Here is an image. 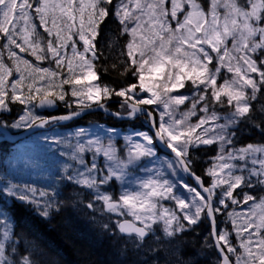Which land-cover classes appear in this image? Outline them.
<instances>
[{
	"label": "snow or ice",
	"instance_id": "snow-or-ice-1",
	"mask_svg": "<svg viewBox=\"0 0 264 264\" xmlns=\"http://www.w3.org/2000/svg\"><path fill=\"white\" fill-rule=\"evenodd\" d=\"M110 15L118 28L108 36L101 25ZM101 43L110 50L118 46L116 61L103 71L111 68L120 77H134L133 82L96 83ZM258 94L264 96V0H207L206 6L201 0H0V127H44L95 105L118 119L142 118L154 130L126 136L128 147L121 155L113 142L115 129L106 130V141L80 129L67 154L79 167L69 171L73 166L64 165L61 176L92 194L89 209L95 211L99 202L101 211L116 217L111 227L102 225L105 231L151 254L152 264H158L157 253L178 252L184 234L202 220L210 224L219 264H264V195L244 191L257 186L264 191V143L235 146L241 124L264 135V104L257 109L252 103ZM113 98L119 111L105 103ZM58 102L76 107L64 115L37 114V108H55ZM16 104L23 106L22 114L3 121L2 114ZM85 136L82 142L79 137ZM202 145L217 146L205 170L207 183L192 169L191 150ZM159 146L173 158L147 169L148 177L129 189L130 171L159 161ZM86 152L92 153L90 161ZM177 170L195 181V186L181 185L190 199L177 195L168 178ZM117 183L122 190L113 195L109 189ZM0 184V194L31 205L45 219L60 211L56 188L22 185L6 174H0ZM236 189L241 193L234 195ZM165 200L175 209L165 207ZM230 205L249 208L224 213ZM217 214L229 217L237 243L229 238L232 232L217 227ZM8 223V214L0 210V224H5L0 264H43L38 248L17 252L19 241Z\"/></svg>",
	"mask_w": 264,
	"mask_h": 264
},
{
	"label": "trees",
	"instance_id": "trees-1",
	"mask_svg": "<svg viewBox=\"0 0 264 264\" xmlns=\"http://www.w3.org/2000/svg\"><path fill=\"white\" fill-rule=\"evenodd\" d=\"M111 7V6H109ZM108 18L106 24H102L101 28L104 32L111 36L116 32L118 24L116 20ZM105 26L107 28L105 29ZM123 38H121L122 42ZM103 51V57L97 62V71L100 73V83L110 85L131 83L135 80L134 77H120L115 70L109 68L107 72L103 71L111 63L116 61L118 55V46L113 47L111 50L106 48L104 43L100 45ZM183 91H187L184 89ZM112 100L117 101L116 98ZM108 101V100H107ZM105 101V103L107 102ZM256 108L259 109L261 104H264V96L258 94L257 100L252 102ZM59 114L64 115L74 110L65 108L64 104L59 102ZM23 106L16 104L13 105V111L7 115H2L6 118L8 123L18 119ZM113 111H119L120 105H113ZM218 111H225L224 109H217ZM123 123L113 118H107L100 114L91 115L83 118L80 121L73 123L71 126L87 127L92 124H104L110 128H125L127 126H134V129L145 130L143 124L136 122ZM248 143L260 144L264 143V135H261L259 129L254 128L251 124H241L237 131L235 138V146L241 147ZM217 146L213 145L208 149H204L208 156H213L216 152ZM12 146L7 144H0V158H6L11 152ZM10 150V152H9ZM9 152V153H8ZM8 153V154H7ZM7 154V155H6ZM10 158L14 159L15 156L11 154ZM200 163L195 167L194 172L196 175L204 174V163ZM1 173V168H0ZM51 171L44 173L42 179H32L33 173L26 175L22 171L20 175H11L14 182L22 185L36 186L38 189H52L56 188L59 192L57 199L61 207L59 212L53 213L50 218L45 219L38 215L37 211L31 205H25L17 200H14L7 195L0 194V210H4L8 214V227L11 229L12 235L19 243L16 245L17 252H22L25 247H32L34 250L38 248L43 253V264H127L126 260L121 258V255L116 251L111 243L110 237L99 233L98 229L91 227L80 215L79 210L74 205L71 196V189L69 186H61V176H55ZM38 177V176H37ZM48 177V178H46ZM205 182L209 181V177H204ZM2 187V184H0ZM249 193H255L258 196L264 195L261 190L244 189ZM241 193V189H237L234 195ZM242 199V194L240 196ZM252 202H249V205ZM248 205H243L242 208L236 205H230L231 210L237 212L242 211ZM205 222H203V225ZM5 224H0V235H2ZM194 235L199 238L196 233L188 235V238ZM195 240V239H194ZM190 248L194 250L196 257L202 255L200 247L194 245V242L189 243ZM189 260V259H187Z\"/></svg>",
	"mask_w": 264,
	"mask_h": 264
},
{
	"label": "rangeland",
	"instance_id": "rangeland-1",
	"mask_svg": "<svg viewBox=\"0 0 264 264\" xmlns=\"http://www.w3.org/2000/svg\"><path fill=\"white\" fill-rule=\"evenodd\" d=\"M114 3H115V0H114ZM201 3H203L206 6L207 0H201ZM113 19L115 20V18ZM107 21L109 20L106 19L104 24H106ZM106 28L107 26H105V29ZM221 75H224V73L222 72ZM96 83H100V82L96 81ZM71 99H75V98L66 97V100H71ZM73 105L74 107H76L75 104ZM152 107H155V106H152ZM186 107H187V103L185 105L180 106L181 110L185 109ZM36 112H37V109H36ZM7 114L8 113H4L2 115H7ZM37 114H40V113L37 112ZM192 119L193 121H195L196 117H193ZM3 120L7 121L6 118H3ZM143 123L147 124L146 121H144ZM100 126H102V128ZM5 128L9 129L13 133H16L18 131H22L25 129V128L17 129V128H12V127H5ZM108 129H112V128L104 124H101V125L92 124V125H89L85 130L88 131L91 138L95 139L97 135H101L105 138V141H106L107 140L106 130ZM78 131L79 130H72V129L62 130V128H56L48 132L40 133L22 143H19V145L17 146L16 145L12 146L11 152L9 150L10 153L9 152L8 153H9V156L13 154L15 158L12 159L9 156H6V158L4 159L0 158V168H1L0 174H6V175L11 174L13 176V175H20L21 171L26 175L32 172L33 173V177H31L32 179H42L44 178L43 174L49 171H51V173H54L55 176H62L64 165H72L73 167H70L69 171H73V169L75 167H79V165H76L74 161L70 160L67 154L73 151L72 146L75 145L77 142L78 137L76 134ZM115 131H116V136L113 142L116 145V147L120 150V154L123 155L128 147L125 137L132 135L136 131L133 129H127V130L115 129ZM141 132H148V131L142 130ZM87 138L89 137L88 136L79 137V139L82 142L86 140ZM57 141H59V143H57ZM211 146L213 145H210V146L202 145L200 148L191 150V156L193 158L192 164L194 163L198 164V162L204 163V167H203L204 171L208 167H210L211 164L213 163L212 157H214L217 153L215 152L213 156L204 158L203 155L205 151L203 149L210 148ZM61 153H64L65 155H61ZM84 155H85L86 160H89V161L91 160V156H92L91 152H86ZM159 157H160L159 161H155V162L145 161L144 168H137V169L131 170L128 176V179H127V187L131 189L139 181L146 179L148 175L150 174L147 171V169H154V168L160 167V161L169 160L167 157H161V156ZM102 160H103V157L97 158L98 163L102 162ZM51 173L48 177H51ZM8 177L11 178L14 182V178H13L14 176L13 177L8 176ZM168 178L177 185L176 187L177 195L183 196L188 199L191 198V194H189L186 191V189L181 187L183 183L190 184L188 180L186 179V177L184 176L183 172L177 170L175 174L169 173ZM61 186H69L72 191L71 193L72 196L75 197L77 201H83L81 204V207L79 208V212L82 218L86 221L88 225H90L93 228L98 229L99 233H101L103 236L107 235L108 237H110L113 247L121 255V258L123 260H126L127 264H144L145 261H148L149 264H152L153 256L151 254L145 255L143 252L137 251L136 249L133 248V246L131 245V242L127 241L126 238L121 237L119 233H116L115 235H113L112 233H109L102 228V225L104 223H108L109 226L111 227L116 217L113 214L101 211V206L99 202H96L95 211L93 209H89L86 205L90 201H92L93 197H92V194L87 189H82L77 185L70 184L67 180H62ZM33 187L37 188L36 186H33ZM109 190L112 192L113 195H117L122 189H121L120 184L117 183L114 186H112ZM253 190L257 191V190H260V188L259 186H257L256 188H253ZM217 191H219V189H217ZM162 203L165 207H168L169 209H175V203L173 201L165 200ZM248 207L249 206L245 208H248ZM229 211H232L231 208L229 209ZM223 212L225 213L226 210H223ZM221 215H222V218H221L222 229L221 230L226 228L228 229L229 232H232L233 234L229 238L232 240L233 243H237L229 217L226 214H221ZM129 219L131 218L129 217ZM201 223L197 226H194L195 229H197V227H199ZM154 227L158 228L159 225H156ZM113 231H115V229H113ZM191 232L193 231H190L188 233H191ZM199 237H200L199 240L197 238V240H192L189 242L187 239L184 238V242L180 246V249L178 252H174L173 250H170V249L165 250L163 252L157 253L155 256V260L158 261V264H206L205 262L201 263L200 261H211V263H214L217 260L214 255L211 242L207 241V235L199 234ZM191 242H194V245L203 249L201 251L202 255L200 257L191 255L192 248L188 246V244ZM185 246H188V247H185Z\"/></svg>",
	"mask_w": 264,
	"mask_h": 264
},
{
	"label": "water",
	"instance_id": "water-1",
	"mask_svg": "<svg viewBox=\"0 0 264 264\" xmlns=\"http://www.w3.org/2000/svg\"><path fill=\"white\" fill-rule=\"evenodd\" d=\"M141 95H146V94L141 93ZM37 111H38V113H48L49 115H56L59 112V105H57V107H55V108H37ZM95 114H105L107 116H111L107 112H105L103 109H98V108H96V106H93L92 109L85 111L81 116L76 117L72 120L59 122L50 128L57 127V126L66 127L75 121H79L85 117L95 115ZM111 117H113L114 119L120 120V121H124V122L130 121L128 119H123V120L118 119L115 116H111ZM46 126L47 125H45L44 127L29 128V129H27L24 132L19 133V134H13V133L9 132L7 129L0 127V133L3 134V136L0 135V143H7V144L15 145L21 141L27 140L29 137H31L37 133H40V132L47 130ZM153 131L154 130L151 129L152 133H153ZM158 148L161 152L168 154L169 156H173V154H171L170 151L168 149L164 148L163 146H159ZM185 174L195 184V181L192 179V177H190L187 173H185ZM215 251H216V249H215ZM216 254L218 256L217 251H216ZM218 258H219V256H218Z\"/></svg>",
	"mask_w": 264,
	"mask_h": 264
},
{
	"label": "flooded vegetation",
	"instance_id": "flooded-vegetation-1",
	"mask_svg": "<svg viewBox=\"0 0 264 264\" xmlns=\"http://www.w3.org/2000/svg\"><path fill=\"white\" fill-rule=\"evenodd\" d=\"M113 104H114V105H115V104H119V102H117V101H116V102L109 101V102H108V107H109V109H114V108H113ZM73 127H75V126H73ZM128 128H130V127H128ZM65 130H70V129H69V128H66ZM159 156H161L160 153H159Z\"/></svg>",
	"mask_w": 264,
	"mask_h": 264
},
{
	"label": "bare ground",
	"instance_id": "bare-ground-1",
	"mask_svg": "<svg viewBox=\"0 0 264 264\" xmlns=\"http://www.w3.org/2000/svg\"><path fill=\"white\" fill-rule=\"evenodd\" d=\"M146 95H147V94H146ZM146 95H145V96H146ZM145 107H150V106H145ZM37 112H38V111H37ZM3 128H5V127H3ZM5 129H7V128H5ZM7 130H8L9 132H11L9 129H7ZM43 132H44V131H43ZM43 132H40V133H43ZM11 133H13V132H11ZM13 134H16V133H13ZM0 135L3 136L2 133H0Z\"/></svg>",
	"mask_w": 264,
	"mask_h": 264
}]
</instances>
